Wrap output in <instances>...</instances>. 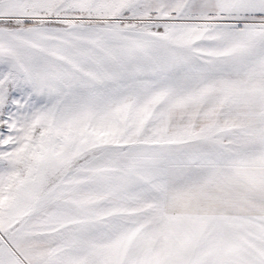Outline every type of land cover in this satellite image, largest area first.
Here are the masks:
<instances>
[{
  "label": "snow or ice",
  "instance_id": "obj_1",
  "mask_svg": "<svg viewBox=\"0 0 264 264\" xmlns=\"http://www.w3.org/2000/svg\"><path fill=\"white\" fill-rule=\"evenodd\" d=\"M0 264H264V0H0Z\"/></svg>",
  "mask_w": 264,
  "mask_h": 264
}]
</instances>
